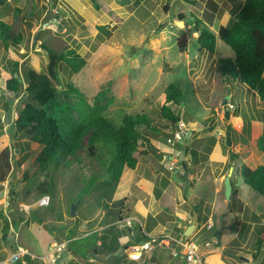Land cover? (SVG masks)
Wrapping results in <instances>:
<instances>
[{
  "label": "rangeland",
  "instance_id": "374dc122",
  "mask_svg": "<svg viewBox=\"0 0 264 264\" xmlns=\"http://www.w3.org/2000/svg\"><path fill=\"white\" fill-rule=\"evenodd\" d=\"M97 2L110 17L106 24L80 16L61 0H5L0 4V20L21 39L18 47L11 43L9 50L0 39V67L4 68L0 74V152L8 147L13 162L12 174L0 185V260H6L18 246L47 258L53 243L52 247L63 245V249L53 255V260H41L43 264H187L165 248L133 260L132 250L127 248L142 239L118 227L114 229L118 237L125 236L120 241L129 239L121 256L111 254L91 262L71 257L66 243L70 231L103 228L109 208H117L113 202L124 198L123 208L118 207L122 219L137 215L155 228V234L166 232L181 238L195 221L189 238L201 246L205 264H249L242 258L264 264V248L260 254L254 249L258 231L264 229V197L245 185L241 176L243 164L252 168L264 165V154L257 147L264 131V102L256 92L222 75L219 60L233 58L231 48L218 37L216 54L210 55L200 48L201 29L195 28V22L202 20V27L217 35L221 26L230 24L232 11L240 7L241 1L125 0L129 5L126 10L134 12L131 16L111 11V0ZM50 10L56 16L47 19ZM93 10L99 13L94 6ZM181 15L185 17L183 29L176 25ZM186 30L192 35L188 51L181 52L177 41ZM43 45L57 54L74 49L86 59V67L78 74L60 64V82L77 86L90 103L98 92L108 88L107 101L112 99V103L106 117L117 126L122 125L125 114L145 113L153 121L151 128L142 129L149 142L143 141L141 150L147 154L141 157L136 170L126 171L108 196L106 166L110 154L107 149L101 151L100 146L96 158H90L84 147L69 169L49 170L56 185L49 194L51 203L36 206L42 198L37 188L48 180L36 162L43 146L22 138L14 124L18 111L32 99L25 91L9 92L6 83L12 78L15 62L24 90L30 70L48 74L50 58ZM176 82L184 94L182 103L173 106L181 118L177 126L160 115L168 86ZM225 100L234 105L230 119H226ZM178 126L187 135L183 142L169 145L167 141L174 138ZM184 151L193 173H180L181 181L173 178L164 190L161 180L175 176L168 159L180 161ZM232 153L237 156L234 161ZM178 166L183 167L180 162ZM231 169L232 192L240 199L243 212L232 210L225 197L224 181ZM118 189L119 194L126 190L125 194L119 196ZM157 189L161 195L164 193L161 199H157ZM86 191L89 193L85 195ZM73 205H78L77 217L70 215ZM25 206L31 209L27 211ZM14 214L24 217V221L15 227L16 231L10 227L12 244L4 240V231L6 221L10 223ZM209 224H213L211 230ZM206 243L210 247H205Z\"/></svg>",
  "mask_w": 264,
  "mask_h": 264
},
{
  "label": "trees",
  "instance_id": "16d2710c",
  "mask_svg": "<svg viewBox=\"0 0 264 264\" xmlns=\"http://www.w3.org/2000/svg\"><path fill=\"white\" fill-rule=\"evenodd\" d=\"M3 1L5 0H0V4ZM90 1L96 10L102 9L97 0ZM135 1L142 3L146 0ZM240 1V7L232 11L230 24L221 26L217 35L208 27H202V20L195 22V28L199 29L200 27L201 29L198 44L202 50L210 55H215L217 38L219 37L234 52L233 58L219 60L222 75L230 77L249 90L256 92L261 101L264 102V0ZM184 18L183 15L179 16V21H183ZM191 35V30H186L178 38L177 44L181 52L188 51ZM0 39H3L5 48L8 50L11 43L16 47L21 44L19 36H13L11 27L3 20H0ZM42 47L49 53L48 74L35 70L28 72L27 88L24 91L32 99V103L18 111L19 117L14 123L22 138L27 139L29 143H37L43 146L36 162L40 172H43L48 180L41 182L37 188L39 197L49 195L50 191L56 187L49 172L50 169H69L72 165V159L84 147L88 157L96 158L100 146L102 147L101 151L105 152L107 149L110 154V161L106 166L108 188L105 196H108V193L115 191L126 171L136 170L141 157L147 154L145 150H141L143 141L149 142L142 129L151 128L153 121L145 113L125 114L122 125L117 126L110 118L106 117L108 107L112 103V99L107 101L110 91L108 88H103L98 92L93 103H90L86 95L77 86L74 84L64 86L60 82L57 74V68L60 64L78 74L86 67V59L74 49L57 54L46 45ZM3 69L0 67V74ZM16 73L19 74L18 78H20L17 62L13 63L12 78L6 83V89L14 94H18L20 89L18 78L15 77ZM54 81L57 82V86H55ZM183 100L184 94L181 84L178 82L171 83L166 94V104L161 108L162 119L177 126L181 118L179 114L175 113L173 106H179ZM257 147L264 154V131L257 139ZM179 148L182 151L181 145ZM184 155L186 158V151H184ZM235 159L237 156L232 153L231 160L234 161ZM181 163L185 165V176L193 173V165L187 164L186 159ZM12 172V156L7 147L0 152V185L8 180ZM175 175L181 178L179 174ZM241 176L245 185L264 197V165L252 168L243 164ZM170 181L171 177L163 178L161 180L162 188L166 189ZM88 193L86 191L85 195ZM155 193L158 198L161 196L159 189ZM114 204L117 208H109L108 215L113 217V221L117 219L119 221L121 216L118 207L123 206L124 199L118 200ZM230 206L232 210L238 208L239 211L243 212L240 199L234 192H232ZM106 208L108 210V205ZM23 221L24 217L17 218L15 214L10 223L6 221L4 240L13 244V238L9 236L10 227L15 229ZM113 227L111 228L113 229ZM89 232L90 235L79 237L75 230L70 231L66 242L68 249L74 256L85 258L88 253H91L97 259L99 256L95 253L106 257L111 254H118L124 249V244H121L119 238L116 239L115 237L111 241L100 236L99 231L90 230ZM79 234L83 235L82 233ZM99 241H101L100 245H98ZM263 248L264 229H260L254 249L257 254H260ZM225 252L227 250H224ZM28 264H43V262L40 259L34 261L29 259Z\"/></svg>",
  "mask_w": 264,
  "mask_h": 264
},
{
  "label": "built area",
  "instance_id": "2783aa9c",
  "mask_svg": "<svg viewBox=\"0 0 264 264\" xmlns=\"http://www.w3.org/2000/svg\"><path fill=\"white\" fill-rule=\"evenodd\" d=\"M234 109V105L227 103L226 111H230ZM179 125V123H178ZM183 125V124H182ZM179 127V130L175 132L174 138L168 139V144L175 146L176 144L183 142L187 132ZM171 171H175V174H179L183 172L185 174V165L181 163V161L173 160L172 158L168 159ZM179 162L182 164V168L178 166ZM51 203V198L49 195L42 196L40 200H38L36 206L37 207H47ZM25 209L28 211L31 209V206H25ZM116 226L120 229H127L133 232L134 229L137 230V234L142 239L139 243L133 244L127 248V250H132V254L135 261L140 260L144 254H151L158 249L165 248L169 250L174 256H181L187 264H205L204 254L201 253V246L196 242L191 240L189 237H186L185 234L181 238H175L172 235L168 234H152L147 232L145 229V225L141 219L138 217H127L125 219H121L116 223ZM208 229L211 230L213 224H209ZM205 247H210L209 243L205 244ZM63 249V245L56 246L53 248L50 257L53 259V255L58 254ZM46 260V258H39L30 250L25 247L18 246L6 260H0V264H18L21 262L22 264H28V260Z\"/></svg>",
  "mask_w": 264,
  "mask_h": 264
},
{
  "label": "crops",
  "instance_id": "0c3cea01",
  "mask_svg": "<svg viewBox=\"0 0 264 264\" xmlns=\"http://www.w3.org/2000/svg\"><path fill=\"white\" fill-rule=\"evenodd\" d=\"M62 1V3H65L66 5H69L72 9H74L75 11H77L78 12V14L80 15V16H83V17H87V16H89L90 18H92L96 23H104V24H106V23H108L109 21H110V17H108L107 15H105L104 13H103V9H101V10H99V13H95L94 12V10H93V3L90 1V0H61ZM88 1H90V2H88ZM125 0H111V2H109V5H108V8L111 10V11H121L122 13H124L125 15H129V16H131V15H133L134 14V12H129V11H127L128 10V7H129V5H128V3L127 2H124ZM128 1H135V0H128ZM196 1V0H195ZM145 2V1H144ZM136 3V2H135ZM134 3V4H135ZM143 3V2H142ZM100 4V3H99ZM93 5V6H92ZM131 6V5H130ZM95 8V7H94ZM126 8H127V10H126ZM187 142H188V140H186ZM185 159H187V158H185ZM128 169V168H127ZM131 170V169H130ZM132 171H134V170H132ZM191 175V174H190ZM182 176H184V175H182ZM171 180H173V177H171ZM171 182V181H170ZM170 186V183H169V185H168V187ZM167 187V188H168ZM166 188V189H167ZM166 189H164V190H166ZM125 192H126V190L122 193V194H119V189H118V195L119 196H121V195H123V194H125ZM164 192V191H163ZM163 194L164 193H162V195L159 197V198H157V199H161L162 198V196H163ZM124 199V198H123ZM120 200H122V199H120ZM118 201V200H117ZM124 201H125V199H124ZM114 202H116V201H114ZM114 202H113V205L115 206V204H114ZM123 206H124V204H123ZM123 206H121V209L123 208ZM120 207V206H119ZM121 209H120V215H121ZM108 212V211H107ZM77 217V216H76ZM130 217H138L139 219H141L139 216H137V215H135V216H130ZM77 219V218H76ZM121 219H122V217H121ZM120 220V219H119ZM142 220V219H141ZM143 221V223H144V225H145V229L147 230V232H149V233H152V234H155V228H152L150 225H148L147 224V222H145L144 220H142ZM118 222V219L116 220V221H113V217H110V215H108V213L106 214V218H105V225L103 226V228H95V227H93V228H90L89 230H87V231H82V230H80V228L81 227H79V228H76L75 229V232H77L78 233V235L77 236H79V237H86V236H88V235H90L91 233L89 232L90 230H94V231H99L100 233V236H102L104 239H114L115 237H116V239L117 238H119V240H120V238H123V237H125L123 234L121 235V237H118V235H117V233H115L116 231L114 230L115 228H117V226H116V223ZM195 222V221H194ZM80 226H82V224H80ZM112 226H114L113 227V229L111 228ZM148 228H150V230H148ZM157 228V227H156ZM112 229V231L110 232V230ZM120 229V228H119ZM157 229H159V228H157ZM122 230H125V229H122ZM127 230V229H126ZM72 231V230H71ZM89 232V233H88ZM110 232V233H109ZM130 233H131V231H129ZM79 233H82L83 235H80ZM108 234H110L109 235V238H108ZM132 235L134 234V230H133V232L131 233ZM164 234H168V233H164ZM117 235V236H116ZM170 235V234H169ZM134 236H139V234H136V235H134ZM129 239L127 238L126 240H124L123 239V241H122V239H121V241L120 242H122L121 244H124V245H126V243H128L129 241H128ZM112 241V240H111ZM67 243V242H66ZM101 244V241H99L98 242V245H100ZM53 246V243H51L50 244V249H51V251H52V249L54 248V247H52ZM127 246V245H126ZM125 246V247H126ZM28 249V248H27ZM68 249V248H67ZM29 250V249H28ZM51 251H50V253H51ZM68 251L70 252V254H71V257H73V258H75V259H77V258H79V257H76V256H74L73 254H72V252L68 249ZM31 252V251H30ZM50 253H49V255L47 256V258L48 259H50V260H53V259H51V257H50ZM122 253H123V251H122ZM34 254V253H33ZM97 256H99V257H97V259L95 258V256L94 255H92L91 253H88V255H86V257L85 258H83L84 260H87V261H92V260H94V261H99L101 258H103L104 256L103 255H99L98 253H95ZM58 255V254H57ZM122 255V254H121ZM120 255V256H121ZM37 256V255H36ZM41 258H44V257H41ZM47 258H46V260H47ZM92 259V260H91Z\"/></svg>",
  "mask_w": 264,
  "mask_h": 264
},
{
  "label": "water",
  "instance_id": "95a60500",
  "mask_svg": "<svg viewBox=\"0 0 264 264\" xmlns=\"http://www.w3.org/2000/svg\"><path fill=\"white\" fill-rule=\"evenodd\" d=\"M53 2L55 0H52ZM56 16V13L53 11V10H50L47 14V19H52ZM177 26H179L180 28H185V24H184V21H179L176 23ZM19 74L16 73L15 74V77L18 78ZM18 82L20 84V89H19V93L21 94L23 91H24V85H23V80L22 78H18ZM228 101L225 100L223 102L224 105H227ZM226 119H230V115H229V112L226 111ZM7 122H9V118L7 117ZM229 145H231V142L229 140ZM180 161L181 162H184L185 161V155H184V152L181 154L180 156ZM184 165V164H183ZM232 172H233V169H231V172L229 173V175L225 178V181H224V185H225V197L228 201L231 200V196H232V191H233V187H232V183H231V175H232ZM173 178L175 180H178V181H181L180 178L177 177V175L173 176ZM78 208V205H73L71 207V210H70V215L72 217H76V210ZM195 230V222L193 223V225H191L188 230L185 232V236L186 237H190L193 233V231ZM137 234V230L134 229V235ZM220 235L221 233L218 234V239L220 238ZM122 254V252H119L117 255L120 256ZM242 260H244L245 262L249 263V264H257V262H250V260L248 258H242Z\"/></svg>",
  "mask_w": 264,
  "mask_h": 264
},
{
  "label": "clouds",
  "instance_id": "9594fccd",
  "mask_svg": "<svg viewBox=\"0 0 264 264\" xmlns=\"http://www.w3.org/2000/svg\"><path fill=\"white\" fill-rule=\"evenodd\" d=\"M229 112V111H228Z\"/></svg>",
  "mask_w": 264,
  "mask_h": 264
}]
</instances>
